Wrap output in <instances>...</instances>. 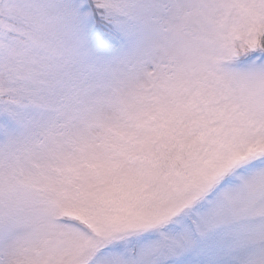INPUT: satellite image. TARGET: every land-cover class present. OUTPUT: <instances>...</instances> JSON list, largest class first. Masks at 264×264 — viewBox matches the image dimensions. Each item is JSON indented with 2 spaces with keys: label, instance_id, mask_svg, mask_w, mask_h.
Returning a JSON list of instances; mask_svg holds the SVG:
<instances>
[{
  "label": "snow or ice",
  "instance_id": "1",
  "mask_svg": "<svg viewBox=\"0 0 264 264\" xmlns=\"http://www.w3.org/2000/svg\"><path fill=\"white\" fill-rule=\"evenodd\" d=\"M0 264H264V0H0Z\"/></svg>",
  "mask_w": 264,
  "mask_h": 264
}]
</instances>
